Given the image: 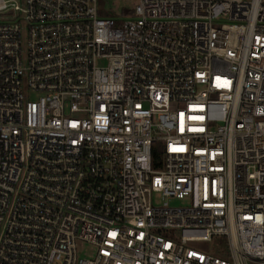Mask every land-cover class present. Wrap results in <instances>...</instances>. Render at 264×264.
Masks as SVG:
<instances>
[{
    "label": "built area",
    "instance_id": "1",
    "mask_svg": "<svg viewBox=\"0 0 264 264\" xmlns=\"http://www.w3.org/2000/svg\"><path fill=\"white\" fill-rule=\"evenodd\" d=\"M127 9L0 0V264H264V0Z\"/></svg>",
    "mask_w": 264,
    "mask_h": 264
},
{
    "label": "rangeland",
    "instance_id": "2",
    "mask_svg": "<svg viewBox=\"0 0 264 264\" xmlns=\"http://www.w3.org/2000/svg\"><path fill=\"white\" fill-rule=\"evenodd\" d=\"M99 7L103 9V12H110L109 15H116L119 12L120 8H129L133 7L138 3V0H98ZM158 201L157 195H152V202L156 204ZM182 203L180 200H170L171 205H178ZM77 255L80 257H87L92 253L91 247L86 243H78L76 246Z\"/></svg>",
    "mask_w": 264,
    "mask_h": 264
},
{
    "label": "trees",
    "instance_id": "3",
    "mask_svg": "<svg viewBox=\"0 0 264 264\" xmlns=\"http://www.w3.org/2000/svg\"><path fill=\"white\" fill-rule=\"evenodd\" d=\"M127 12H128V9L122 7V8H120V10H119L118 13H119L120 15H123V14H126ZM108 13H110V12H103V11H100V14H101V15H109Z\"/></svg>",
    "mask_w": 264,
    "mask_h": 264
}]
</instances>
